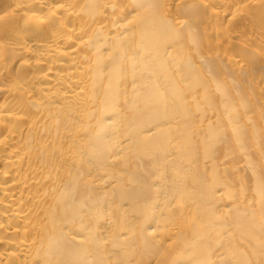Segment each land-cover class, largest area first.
Returning <instances> with one entry per match:
<instances>
[{
  "label": "bare ground",
  "instance_id": "bare-ground-1",
  "mask_svg": "<svg viewBox=\"0 0 264 264\" xmlns=\"http://www.w3.org/2000/svg\"><path fill=\"white\" fill-rule=\"evenodd\" d=\"M0 264H264V0H0Z\"/></svg>",
  "mask_w": 264,
  "mask_h": 264
}]
</instances>
